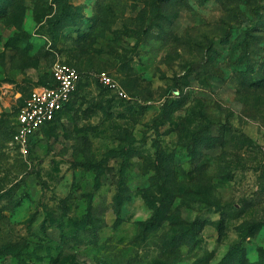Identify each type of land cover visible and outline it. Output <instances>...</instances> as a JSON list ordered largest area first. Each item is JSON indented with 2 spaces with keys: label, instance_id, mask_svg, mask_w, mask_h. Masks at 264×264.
Returning <instances> with one entry per match:
<instances>
[{
  "label": "rangeland",
  "instance_id": "374dc122",
  "mask_svg": "<svg viewBox=\"0 0 264 264\" xmlns=\"http://www.w3.org/2000/svg\"><path fill=\"white\" fill-rule=\"evenodd\" d=\"M263 142L264 0H0V264H264Z\"/></svg>",
  "mask_w": 264,
  "mask_h": 264
},
{
  "label": "built area",
  "instance_id": "2783aa9c",
  "mask_svg": "<svg viewBox=\"0 0 264 264\" xmlns=\"http://www.w3.org/2000/svg\"><path fill=\"white\" fill-rule=\"evenodd\" d=\"M81 76V70L74 63L57 61L52 66L50 82L30 91L17 114L11 139L22 155L30 153L34 139L42 128L53 124L65 113ZM99 77L105 85L119 89L120 94L126 95L109 72L100 71Z\"/></svg>",
  "mask_w": 264,
  "mask_h": 264
},
{
  "label": "trees",
  "instance_id": "16d2710c",
  "mask_svg": "<svg viewBox=\"0 0 264 264\" xmlns=\"http://www.w3.org/2000/svg\"><path fill=\"white\" fill-rule=\"evenodd\" d=\"M48 83H49V82H48ZM71 101H72V100H71ZM70 104H71V102H70ZM70 104L68 105L67 109L69 108ZM67 109H66V110H67ZM57 120H58V119H57ZM57 120H56V121H57ZM56 121H55V122H56ZM55 122H54V123H55ZM50 125H51V124H50ZM50 125H49V126H50ZM14 126H15V125H14ZM46 127H47V126H46ZM13 132H14V130H13ZM13 132H12V134H13ZM11 139H12V136H11Z\"/></svg>",
  "mask_w": 264,
  "mask_h": 264
}]
</instances>
